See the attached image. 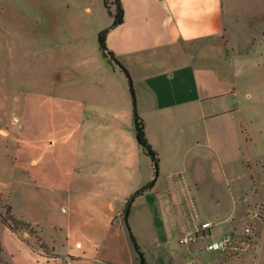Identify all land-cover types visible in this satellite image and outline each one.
Returning <instances> with one entry per match:
<instances>
[{
  "label": "crops",
  "instance_id": "0c3cea01",
  "mask_svg": "<svg viewBox=\"0 0 264 264\" xmlns=\"http://www.w3.org/2000/svg\"><path fill=\"white\" fill-rule=\"evenodd\" d=\"M101 1L93 25L38 34L37 74L22 90L21 211L7 200L39 232L49 254L23 237L49 262L136 264L124 210L152 183L133 201L129 225L147 264H173L181 257L176 250L193 254L200 243L178 241L176 248L172 239L203 222L204 197L216 199L219 185L231 189L215 137L225 131L230 141L235 128L216 120L236 109L206 105L231 94L208 90L216 77H247L245 64L264 59V0H121L124 21L108 33L107 46L134 81L158 175L137 138L128 79L100 48V32L114 21ZM210 240L214 234L204 238ZM257 253L260 264L261 246Z\"/></svg>",
  "mask_w": 264,
  "mask_h": 264
},
{
  "label": "rangeland",
  "instance_id": "374dc122",
  "mask_svg": "<svg viewBox=\"0 0 264 264\" xmlns=\"http://www.w3.org/2000/svg\"><path fill=\"white\" fill-rule=\"evenodd\" d=\"M101 2L0 0V209L3 214L10 205L7 199L14 200L17 210L21 211L25 196L18 138L22 90L31 89L37 74L38 34L43 27H88L98 15ZM112 11H115V6H112ZM244 70L247 77H216V88L206 87L208 92L218 95L231 93L206 105L218 108L229 102L236 109L228 118L216 120L228 121L235 128L230 141L224 138L227 136L223 133L225 131L215 137V147L222 154L223 164L219 168L227 171L231 189L219 185L216 199L210 195L204 197L198 210L200 220L216 221L217 225L211 233L200 237L193 254L176 250L181 257L173 264H226L223 261L226 254L207 250L211 240L204 242V238L214 234L215 240H219L235 229H242L246 223L253 225L258 244H253L249 254L240 262L232 261L230 264H253L254 260V264H258L254 257L258 255L259 246L262 252L260 264H264V59L249 61ZM20 233L32 236L35 247L43 251L36 235L22 227ZM179 240L172 239L173 247L177 248ZM0 242L5 258L12 264H65L45 260L41 253L7 229L1 219ZM153 264L161 262L158 260ZM165 264H170L167 258Z\"/></svg>",
  "mask_w": 264,
  "mask_h": 264
},
{
  "label": "trees",
  "instance_id": "16d2710c",
  "mask_svg": "<svg viewBox=\"0 0 264 264\" xmlns=\"http://www.w3.org/2000/svg\"><path fill=\"white\" fill-rule=\"evenodd\" d=\"M104 4H105L106 9L108 10V13L113 18L114 21H113V24L109 28L104 29L103 31L100 32L99 37H98L100 48H101L104 56L109 60V62L112 65H118L121 68V70L125 73V75L128 79L130 93H131L132 100H133L134 118H135V127H136L137 138H138L139 143L142 145L144 151L153 160L155 170H156V175H158V173H159V158H158L156 151L154 150V148L152 147V145L150 144V142L147 138L144 120L142 119V117L138 113L137 97H136V90H135L134 81H133L132 76H131L130 72L128 71V69L121 63V61H119V59L116 57L115 53L112 52L107 46L108 33L113 28L122 24L124 21L123 5H122L121 0H104ZM112 6H115L114 12L112 11ZM151 185H152V183L141 188L139 191H137L135 194H133L132 197L128 200L126 208L124 210V219H125V222L127 224L128 231L130 233L131 241H132V243L135 247V250L137 252L136 264H147V259H146L145 252L143 251V249L139 245V243H138V241H137V239H136V237H135V235H134V233H133V231L129 225V216H130V212H131V206H132V203L135 200V198L137 196H139L140 194H142L145 190L149 189L151 187ZM6 211H7L6 214H3L1 209H0V219H1L2 223L7 228H9L12 232L18 234V236L20 237L21 240H23L29 244V242L20 233V228L21 227L25 228L29 233L36 235L37 240L40 242L41 248L46 253H48V254L50 253L48 246L42 242V239L39 235V232L30 223H28L25 220L15 216V214L13 213V208L11 205L6 207ZM0 264H12V262L8 261L5 258L4 248H3V245L1 242H0Z\"/></svg>",
  "mask_w": 264,
  "mask_h": 264
},
{
  "label": "built area",
  "instance_id": "2783aa9c",
  "mask_svg": "<svg viewBox=\"0 0 264 264\" xmlns=\"http://www.w3.org/2000/svg\"><path fill=\"white\" fill-rule=\"evenodd\" d=\"M217 223L208 220L203 221L192 232L180 238V244L190 246L197 243L201 236H205L207 232L211 233ZM255 239V231L252 224L246 223L242 229H235L231 233L226 234L219 240H213L206 246L210 251H221L229 256H239L249 250ZM186 264H191L187 262Z\"/></svg>",
  "mask_w": 264,
  "mask_h": 264
}]
</instances>
